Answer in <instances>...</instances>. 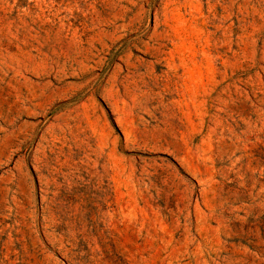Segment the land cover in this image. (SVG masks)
Here are the masks:
<instances>
[{"label":"rangeland","instance_id":"1","mask_svg":"<svg viewBox=\"0 0 264 264\" xmlns=\"http://www.w3.org/2000/svg\"><path fill=\"white\" fill-rule=\"evenodd\" d=\"M0 264H264V0H0Z\"/></svg>","mask_w":264,"mask_h":264}]
</instances>
